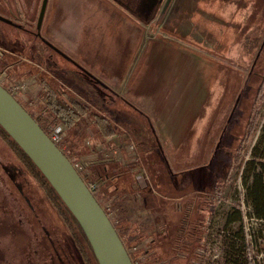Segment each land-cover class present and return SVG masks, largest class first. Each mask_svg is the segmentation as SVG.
<instances>
[{"label": "rangeland", "instance_id": "1", "mask_svg": "<svg viewBox=\"0 0 264 264\" xmlns=\"http://www.w3.org/2000/svg\"><path fill=\"white\" fill-rule=\"evenodd\" d=\"M42 2L0 0V15L34 34ZM164 4L159 12L165 13ZM183 4L188 11L187 21L181 15L178 22L181 12L174 9L162 22L154 16L150 25L140 26L139 18L124 6L126 14L117 13L114 7L107 11L106 5L98 0L87 6L85 3L83 23L71 39L76 49L72 46L66 50L45 33L51 10L49 0L41 35L81 66L80 70L74 64H66L41 40H34V35L30 36L43 54L44 67L51 72L60 70L61 64L67 67L72 81L69 83L75 85L82 97L129 130L142 153L149 143L154 151L146 156V162L158 208L140 219L148 235L138 248L129 249V253L137 254L135 264H228L224 259L226 250L231 248L232 238L240 229L245 227L247 241L261 229V221L251 218L253 210L247 202L242 168L251 158L257 138L263 134L264 101L260 97L254 109L253 106L257 92L254 85L262 84L264 76V52L260 54L264 48V0L175 2V6ZM126 15L131 25L124 21ZM15 29L0 21L1 45L9 48L18 41L21 36ZM30 37L27 38L32 40ZM151 47L160 55L158 63L148 59ZM43 57L49 61L48 65ZM150 63L160 76L151 74L140 84V75L150 71L147 66ZM104 66L105 72L99 70ZM81 69L100 82L86 77ZM170 71L173 76H163ZM114 72L119 75H113ZM89 85L97 88L102 99ZM162 86L168 93L159 94V100L154 99L153 104L162 103L160 111L163 109L169 123L166 129L162 128L161 115L153 109L152 116L144 101L147 96L153 100ZM251 110L253 117L257 116V125L248 134ZM152 123L158 128L163 149L153 133ZM2 146L5 145L0 140L1 150L10 154L14 164H21ZM240 163L243 166L239 170ZM23 181L27 191L38 195L30 173ZM214 187L216 200L211 193ZM107 209L110 211L111 204ZM239 212L243 220L229 223ZM197 220L209 230L195 256L189 254L190 248H180L177 257L169 260L166 246L174 243L180 229L185 234L191 233Z\"/></svg>", "mask_w": 264, "mask_h": 264}, {"label": "trees", "instance_id": "2", "mask_svg": "<svg viewBox=\"0 0 264 264\" xmlns=\"http://www.w3.org/2000/svg\"><path fill=\"white\" fill-rule=\"evenodd\" d=\"M165 15L166 13H162L160 10L158 13L159 21L162 22V18H164ZM15 30L21 36L17 39L18 41L15 43L13 42L9 48L5 47L7 46L6 44L4 46L0 44V46L11 49L15 53L22 55L26 59H29L31 63L4 54L0 58V71L5 72L11 80H25L32 75L38 76L41 90L38 93L37 99H32L31 105H25L18 97L15 95L13 96L38 122L47 135H50L59 124H65L68 127V133L63 139L62 145H59V147L61 149L62 146L66 147L63 153L69 159L98 153L99 162L91 167V173L85 178V181L95 180L99 177H105L107 179L105 187H101L97 193H94V196L109 216L128 252L130 248H138L142 240L146 239L148 235L144 228L145 225L140 223V219L142 215L145 216L147 213L153 212L151 208L153 207V199L151 196L154 197V195L152 194L151 187L139 186L136 181V174L131 168L122 166L116 161L108 158L109 152L112 151V143L109 140L117 134L116 126L111 122L113 119L107 115V117L111 119L109 120L102 110L94 105L91 106L86 103L85 100L81 98L80 94L76 93L72 86L66 81L64 82L59 79V71H42L39 67L42 65V52L34 41L40 39L35 33H31L29 30L23 28V26ZM31 35H34L35 38H31ZM27 37H30L32 40H29ZM259 46V49H261V42ZM51 52L60 57L52 50ZM64 61L68 65L72 64L65 59ZM75 67L79 69L77 66ZM85 76L89 77L87 74H85ZM253 78L254 77L251 78V81ZM1 84L6 89L8 88L6 84ZM254 87L257 92L253 109L260 97L261 100L264 101V76L262 84L259 82L255 84ZM96 95L100 97L97 92ZM100 99L102 98L100 97ZM253 111L254 110H251L247 121L248 134H251L257 125V116H255V118L253 117ZM262 132L263 134L259 135L251 150V158L247 160L245 164L242 162L244 166L242 163L238 166L239 170L243 166V178L247 187V202L253 210L251 218L261 221V229L257 232H253L250 241L246 240L245 227L240 229L239 234L232 238L231 248L226 250L224 259L228 264H264V124ZM87 139L91 143L90 146L86 144ZM0 140H2V143L5 145L2 146V148L9 149L14 157L27 167L32 177L45 187L50 196H56L60 199L59 195L40 170L1 125ZM97 146H101L102 150L96 151ZM2 155L0 147V165L7 161V155H4V157ZM145 159L147 161L146 157ZM105 161L113 162V166L108 170L105 169ZM112 169H116V171H112ZM216 191L217 188L214 187L211 192L213 193L212 195H214L213 199H215ZM209 197L210 196H208V199H210ZM60 201L65 209V211L63 210L64 213L66 212V214L73 219L79 231L90 245L79 223L63 201L61 199ZM108 204H111L110 211L107 209ZM209 204L212 205L213 201H210ZM200 209L202 210L204 207H200ZM200 220L194 222L197 227L193 226L191 233L188 232V234H185L182 232L183 230L180 229L178 235L174 239V243L166 246V248H169L167 252L169 260L173 261V259L177 257V250H180V248H190L189 254L195 256L196 248H200L203 236L206 231L209 230L203 224L201 226L199 225L198 222ZM242 220L243 214L239 212L237 217L229 219V223ZM196 231L200 233H196ZM187 242L188 244H186ZM129 255L135 264L137 254L129 253ZM259 255H261L260 260L258 259Z\"/></svg>", "mask_w": 264, "mask_h": 264}, {"label": "water", "instance_id": "3", "mask_svg": "<svg viewBox=\"0 0 264 264\" xmlns=\"http://www.w3.org/2000/svg\"><path fill=\"white\" fill-rule=\"evenodd\" d=\"M48 2L49 0L42 2L35 35L53 52L81 68L41 35ZM171 2L172 0L165 1L163 12L167 11ZM0 21L15 28L22 27L1 15ZM81 70L96 82H100L85 69ZM0 125L32 160L79 223L98 263L134 264L109 216L89 190L70 159L2 84H0Z\"/></svg>", "mask_w": 264, "mask_h": 264}, {"label": "flooded vegetation", "instance_id": "4", "mask_svg": "<svg viewBox=\"0 0 264 264\" xmlns=\"http://www.w3.org/2000/svg\"><path fill=\"white\" fill-rule=\"evenodd\" d=\"M2 154L7 161L0 165V264H99L60 199L36 179L38 195L27 191V167Z\"/></svg>", "mask_w": 264, "mask_h": 264}, {"label": "crops", "instance_id": "5", "mask_svg": "<svg viewBox=\"0 0 264 264\" xmlns=\"http://www.w3.org/2000/svg\"><path fill=\"white\" fill-rule=\"evenodd\" d=\"M96 1L97 0H51V10L49 12V17H48L46 24H45L46 35L49 38L56 40L60 44V46H61L60 48L70 50L73 46L76 49V46L71 41V39H73V36L75 38L77 32L79 31V29L83 23V12H82L83 11V5L86 3V6H87L88 4L95 3ZM98 1H100L102 4L106 5L107 11L109 10L110 7H114L117 10V13L123 12L124 14H126L127 9L123 8V6L128 8L129 11L131 12V14H135L139 18L137 20H140V23H141L140 26H141L142 24L148 25L154 16H158L159 8L162 7L161 5H163V2L165 0H98ZM175 2H176V0H172L169 8L166 11V15L164 17V20L166 17H168L169 14H173L174 9H177V12H181V14L177 18L178 22L181 19V15H184V18H185L186 14H188V11L185 10L184 4L179 5V6L178 5L175 6ZM135 15L133 17H135ZM132 18H131V20H132ZM127 19H130V17H127V15H126V17L124 18V21L129 24L130 22H128L129 20L127 21ZM185 20L187 21L186 18H185ZM185 20H183L182 22H185ZM130 25H131V23H130ZM148 52H149L148 59L158 63L160 55L157 52V50H155L151 47ZM17 55H19V54H17ZM19 56H22V55H19ZM43 59H44L45 64L48 65L49 61H47L46 58H44V57H43ZM50 60H51V58H50ZM25 62L31 63V61L29 59H27ZM54 65H56V63ZM147 66L150 67V71L145 72L144 74L140 75V77L142 78V80L139 81L140 84H143L145 82L143 79L150 77L151 74H152V76H160V75H157V73H155L156 71L153 70V68L151 67V63L147 64ZM39 67L44 68L46 70V72H49V70L46 67H44V65H40ZM58 67L60 69V70H58L60 73V75L58 76L59 79H61L64 82L66 81L70 86H72V84H70V83H72L71 77L68 76V74L66 72L67 67L63 66L62 64L59 65ZM103 68H99V70H101L102 72H105V66ZM55 71H57V70H55ZM170 72L167 74L164 73L165 75H163V76H168V75L173 76V72L172 71H170ZM113 75H119V74L117 72H114ZM9 79H10V77H9ZM25 80H27L30 84V91H31L30 103H31L32 99H37L38 93L41 90V85L39 83L38 76L32 75L30 77H27ZM147 81L148 82L150 81L149 78ZM114 82H117V81H114ZM74 86H72V88L75 90L76 88ZM89 86H91V85H89ZM91 89L93 90L94 93L97 92V88L91 86ZM78 91H76V93H78ZM82 92L83 91H81V93ZM164 92L168 93V90L166 87L162 86V89L158 90V93H157L158 95L155 96V98L154 97L152 98L153 100L149 99L147 96V100L144 99V101L147 104L148 109L151 110L152 116L154 113L153 109L156 110L157 115H161V123L163 124L162 128L166 129L168 127L169 123H168L167 119H165V114H163L165 112H162L163 109H162V111H160L161 107H162V105H161L162 103L157 101L158 103L155 102V104H153L154 99L159 100V98H160L159 94L162 93L161 95H164ZM81 98L83 100H85L86 103L93 106V104L92 103L90 104L86 100V98H84L82 96H81ZM151 128L154 131L153 133L155 134V136H157V140L159 142V147H161L163 149L162 144H161L162 139L160 138V134L157 131L158 128H156L154 123H152ZM145 148H144L145 152H143L145 157L146 156L148 157V156L154 154V151L152 150L150 143H149V146L147 147V149H145ZM95 154L96 153H93L91 155L96 157L97 155H95ZM96 159H97L96 163H98L99 162L98 156ZM111 166H113V162L111 163L110 161H105V169L108 170V169H110ZM113 170L116 171V169H112V171ZM151 198L156 201L155 203L153 202V205H152L153 207H151L152 211H156L158 208V205H157L158 200H156L152 196H151ZM123 202H121V203H123Z\"/></svg>", "mask_w": 264, "mask_h": 264}, {"label": "built area", "instance_id": "6", "mask_svg": "<svg viewBox=\"0 0 264 264\" xmlns=\"http://www.w3.org/2000/svg\"><path fill=\"white\" fill-rule=\"evenodd\" d=\"M10 55L19 58L20 60L26 61L27 59L23 56L17 55L10 49L0 46V58L4 55ZM41 68V67H40ZM42 71L46 72L44 68H41ZM6 84L8 87L7 90L20 98L21 101L23 100L26 104L30 103V84L27 80H11L9 79L8 75L5 72L0 71V84ZM22 101V102H23ZM94 108V107H93ZM107 117V116H106ZM108 118V117H107ZM111 120L110 118H108ZM111 122L117 128V134L114 135L109 141L112 143V151L109 152L108 158L110 160H114L122 166H126L131 168V170L136 174V181L141 187H151L153 193L155 190L152 187L147 162L143 156V153L139 147V142L136 141L134 135L127 130L123 125L119 124L118 122L111 120ZM68 133V127L65 124H59L55 127V129L51 132L50 139L59 147L63 143V139ZM86 144L88 146L91 145L90 141L87 139ZM60 148V147H59ZM62 152L66 150V147L62 146L60 148ZM101 146L96 147V151H101ZM96 153L95 155H97ZM98 156V155H97ZM97 156H83V157H74L70 159L72 165L76 169V171L80 174L83 178L84 182L86 183L89 190L94 194L97 193L101 187L105 185L107 179L105 177H99L95 180H88L85 181V178L91 173V167L97 162ZM243 205V209H244ZM258 259H261V255L258 256ZM198 264V263H196Z\"/></svg>", "mask_w": 264, "mask_h": 264}, {"label": "bare ground", "instance_id": "7", "mask_svg": "<svg viewBox=\"0 0 264 264\" xmlns=\"http://www.w3.org/2000/svg\"><path fill=\"white\" fill-rule=\"evenodd\" d=\"M103 87H104V85H103ZM87 156H89V155H87ZM245 195V194H244ZM100 203V202H99ZM248 214V213H247Z\"/></svg>", "mask_w": 264, "mask_h": 264}]
</instances>
